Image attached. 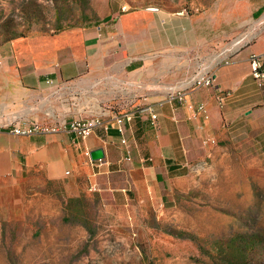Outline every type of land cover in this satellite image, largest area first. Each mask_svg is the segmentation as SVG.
Here are the masks:
<instances>
[{
	"label": "crops",
	"instance_id": "obj_1",
	"mask_svg": "<svg viewBox=\"0 0 264 264\" xmlns=\"http://www.w3.org/2000/svg\"><path fill=\"white\" fill-rule=\"evenodd\" d=\"M224 27L231 28L223 33ZM240 27L249 34L254 18L243 15L238 0H225L198 15L114 9L104 22L1 45L0 212L19 219L31 188L49 183L128 196L133 190L126 182L137 186L150 169L185 176L195 142L227 139L236 122L251 123L264 112L250 60L254 54L264 59L262 43L241 50L225 45ZM206 71L228 93L223 108L217 89L191 87ZM184 88L187 103L207 105L209 120L192 121L187 105L167 102ZM148 108L157 113L155 122ZM135 111L120 133L116 117ZM94 117L100 125L84 139L64 130L35 136L9 130L21 119L66 124ZM97 149L104 159L94 161ZM115 175H123L122 185Z\"/></svg>",
	"mask_w": 264,
	"mask_h": 264
},
{
	"label": "rangeland",
	"instance_id": "obj_2",
	"mask_svg": "<svg viewBox=\"0 0 264 264\" xmlns=\"http://www.w3.org/2000/svg\"><path fill=\"white\" fill-rule=\"evenodd\" d=\"M223 1L0 0V46L104 22L114 9L198 15ZM238 1L254 29L237 28L227 49L264 48V0ZM256 85L264 94V81ZM205 140L188 153L185 176L150 169L137 186L126 182L128 196L32 187L19 219L0 212V264H264V112L236 122L227 139Z\"/></svg>",
	"mask_w": 264,
	"mask_h": 264
},
{
	"label": "built area",
	"instance_id": "obj_3",
	"mask_svg": "<svg viewBox=\"0 0 264 264\" xmlns=\"http://www.w3.org/2000/svg\"><path fill=\"white\" fill-rule=\"evenodd\" d=\"M151 11H156V9H149ZM227 52V51H226ZM225 52V53H226ZM231 52V50L229 51ZM224 54V52H223ZM251 69L252 76L256 83L261 85L264 81V59L262 55H252L251 58ZM226 64H229V59L225 60ZM192 88L195 89H217V102L220 108H223L227 102L228 93L218 87V79L215 73L212 71L200 72L192 79ZM188 89L184 88L182 90L175 91L169 94L167 102L170 104H179V105H187V109L190 113V120L197 121V119L201 116L204 120L210 119V113L208 111L207 105L205 103L194 104L187 103L186 92ZM150 112V117L152 122H155L158 118L157 113H155L151 108L147 109ZM138 114V111L127 113L123 116L116 117L117 123L119 125L120 133H124V124L127 121H133L135 116ZM101 118H80L73 120L70 123L63 124H47L40 123L37 121H29L26 119L18 120L9 126V130L12 134L16 136H35L42 134H51L56 133L61 130H64L69 133H73L76 138L84 139L89 134H91L94 129L100 125ZM216 139L207 138L204 143L208 145L209 143L215 144Z\"/></svg>",
	"mask_w": 264,
	"mask_h": 264
},
{
	"label": "water",
	"instance_id": "obj_4",
	"mask_svg": "<svg viewBox=\"0 0 264 264\" xmlns=\"http://www.w3.org/2000/svg\"><path fill=\"white\" fill-rule=\"evenodd\" d=\"M92 160L97 161V160H102L104 159V153L102 149H97L91 152L90 154Z\"/></svg>",
	"mask_w": 264,
	"mask_h": 264
}]
</instances>
